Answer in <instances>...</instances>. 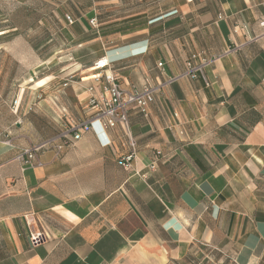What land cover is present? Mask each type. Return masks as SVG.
Masks as SVG:
<instances>
[{
    "label": "crops",
    "instance_id": "1",
    "mask_svg": "<svg viewBox=\"0 0 264 264\" xmlns=\"http://www.w3.org/2000/svg\"><path fill=\"white\" fill-rule=\"evenodd\" d=\"M11 3L60 30L29 56L0 48V264H264V0H0L3 23ZM103 57L125 90L160 87L129 111L131 168L100 122L19 161L91 116Z\"/></svg>",
    "mask_w": 264,
    "mask_h": 264
},
{
    "label": "built area",
    "instance_id": "2",
    "mask_svg": "<svg viewBox=\"0 0 264 264\" xmlns=\"http://www.w3.org/2000/svg\"><path fill=\"white\" fill-rule=\"evenodd\" d=\"M66 20L70 23L73 22L70 16L66 17ZM91 24L96 26V19L91 20ZM264 26V20L260 23ZM212 60H204L202 64L193 66L188 64V71L182 75H191L197 71H201L205 66L212 63ZM110 61L107 57L99 59L94 68L101 72H104L103 76L98 78H104L106 87L99 96H93L89 101V108L91 110V116L82 122L71 124L65 132L56 138H52L38 144H34L24 149L18 154L17 159L22 163L32 166L40 167L42 162L40 154L47 150H54L57 155L64 149L66 142L70 140V137L74 141L79 140L82 135L91 130V126L95 122H100L106 129L115 128L117 125L121 126L125 136L128 139V144L131 152L129 155L122 158L120 164L125 169H130L131 164L136 156V141L131 133L129 111L135 106L144 115H148L149 107L154 101L155 95L160 91L159 86L151 84L145 85L141 90H135L133 92L127 91L118 83L117 78L110 72ZM178 77L170 79L169 83L177 80ZM93 91V88L90 89ZM7 145L10 142H6ZM42 235H35L32 237L33 245L40 244L42 242Z\"/></svg>",
    "mask_w": 264,
    "mask_h": 264
},
{
    "label": "rangeland",
    "instance_id": "3",
    "mask_svg": "<svg viewBox=\"0 0 264 264\" xmlns=\"http://www.w3.org/2000/svg\"><path fill=\"white\" fill-rule=\"evenodd\" d=\"M31 7L33 10L30 12L25 10L18 11V4L14 3L4 8L8 19L4 23L3 20H0V27L12 25L8 29L17 28V30L7 33V38L0 39L1 50H18L25 56L27 53L31 55L33 50L36 51V45H38L40 51H45L47 49L45 44L34 43L31 40L43 37L48 33H59L60 27L57 24L47 26V21L50 22V19L46 21V17L48 14L50 16L52 14L50 7L41 3H33ZM18 35L23 38L18 39ZM54 46L57 47L58 43L56 42ZM26 56L29 55L27 54ZM0 61H5V59L2 58Z\"/></svg>",
    "mask_w": 264,
    "mask_h": 264
}]
</instances>
